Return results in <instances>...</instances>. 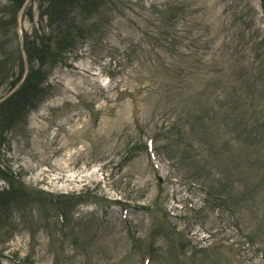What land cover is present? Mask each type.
<instances>
[{
  "label": "rangeland",
  "instance_id": "rangeland-1",
  "mask_svg": "<svg viewBox=\"0 0 264 264\" xmlns=\"http://www.w3.org/2000/svg\"><path fill=\"white\" fill-rule=\"evenodd\" d=\"M0 264H264V0H0Z\"/></svg>",
  "mask_w": 264,
  "mask_h": 264
},
{
  "label": "trees",
  "instance_id": "trees-1",
  "mask_svg": "<svg viewBox=\"0 0 264 264\" xmlns=\"http://www.w3.org/2000/svg\"><path fill=\"white\" fill-rule=\"evenodd\" d=\"M27 52H28V54L30 53L29 55H31V54L38 55L39 54L37 58L42 59L43 54H42V52H39L38 49H29V48H27ZM25 78H26V81H27L28 76H26Z\"/></svg>",
  "mask_w": 264,
  "mask_h": 264
}]
</instances>
